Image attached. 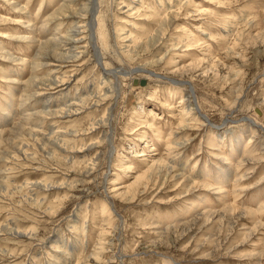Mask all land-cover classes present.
<instances>
[{
    "label": "rangeland",
    "instance_id": "obj_1",
    "mask_svg": "<svg viewBox=\"0 0 264 264\" xmlns=\"http://www.w3.org/2000/svg\"><path fill=\"white\" fill-rule=\"evenodd\" d=\"M63 1L0 0V264H264V0H103L104 68L151 73L116 81L86 40L71 61L44 54L35 74L13 61L36 54L28 35L50 41L77 23L68 10L51 19ZM166 15L159 52L129 57L127 37L144 41ZM49 73L57 85L38 83L20 106L28 80Z\"/></svg>",
    "mask_w": 264,
    "mask_h": 264
},
{
    "label": "bare ground",
    "instance_id": "obj_2",
    "mask_svg": "<svg viewBox=\"0 0 264 264\" xmlns=\"http://www.w3.org/2000/svg\"><path fill=\"white\" fill-rule=\"evenodd\" d=\"M28 1H30V0H27V2ZM41 1H43V0H41ZM82 1L83 0H64L62 2V4L59 6V9L55 13V15H53V17L50 16L52 20H55V17H62V18H64V17H66V16H68V15L71 14L74 17V18L71 19V21L72 22L77 21V23L76 24L73 23L70 31H67L64 34L60 35V36H56V38H54V39H52L50 41H45V42H41V43H40V41H37L36 40L37 38L34 39V37H32V36L30 37V35H28L27 38L24 39V40H27L28 42H33L34 44H36V47H35L37 49V50H35L36 51V54L34 55V57H32L31 60L20 61L19 59L12 58L13 61L19 62L23 66H30L31 67V70H32V73L35 74L36 72H38L37 70H39V68H42V66L44 67V66H46L48 64L46 62H44V63L43 62L42 63L39 62V61L42 60L44 54L46 56H48L49 59H52L54 62H57V61H61V62H63V61H71V59H76L77 58V53L75 51L77 49V48H75L76 45L79 44L80 42H83V41L86 40L87 46L89 47L90 50H92L91 52L95 56V59H96L95 63H96V65H98L102 69V73L106 77L109 76L112 79H115V81H116L117 80V78H116L117 76L130 77L131 78V76H133L134 74H139V73H141V74H145L146 73V74L150 75L151 73L146 68L147 67L146 65L145 66H140V67H137V68H131V69H129L130 71L129 72H126V73L121 72V69H118V68L116 70H113V71H107V69L104 68V66L102 64V59H103V50H102V48L103 49H106L108 47L110 36L107 33H101V32L99 34L100 35V38H98V35H97L99 33V31L97 33V28H99V26L101 24V21L98 20V16L101 13L100 12V10L102 9V6L101 5L104 3V1L103 0H87L88 1L87 2V5H86L87 7H85V9L83 11H78V13L73 12V10H72L73 6L81 3ZM7 4L9 5V7H11V4L12 3L9 4V2H7ZM13 7L15 9H18L19 11H22V10H25L26 9V8H23L22 9L20 7H17V4L16 3L14 4ZM40 8H41V4L39 6V9ZM67 10L69 11L68 15L65 14V12ZM82 15H85V16H82ZM75 17H77V18H75ZM79 17L81 19L85 20V22H81ZM83 17L84 18L86 17V18L84 19ZM172 20L173 19L171 18V16L168 17V15H166L165 18L160 19L157 31H155L152 35L147 36L145 38V40L142 41V42H138V40H137V41H135V44L134 43H130V38L127 37V39L129 40V44H132V46L130 47L129 52L127 53V54H129V57H131L133 54L136 55L135 53L138 50H140V49L153 51V53L156 52V51L159 52V46H157V44L160 41H162V40L165 39V36L167 34V31H168V29L171 26ZM7 21L8 20H4V19L0 18V22L1 23L2 22H7ZM41 22H42V25H41L40 28L45 29L46 28L45 23L43 21H41ZM27 23H29V22H27ZM17 25L19 26L21 24L17 22ZM61 25L62 24H60L58 26H61ZM27 27H31V26L28 25ZM29 30H31V29H29ZM81 30H84V31L86 30L85 36H87V37L85 39L82 38V36L80 34ZM121 35H118L117 38H120ZM122 36H124V35H122ZM99 39L101 40L100 43H99ZM112 47H114V46H112ZM167 53L168 52H166L165 55ZM9 59H11V56L9 57ZM160 60H162V58H160ZM60 68H61V66H60ZM51 76H52V73H49L42 80L37 79L35 76H34V78H31L30 80H28V82L25 85V87H26L25 90L26 91H22V94L20 95L21 97L19 99L18 104L20 106L22 104H24V105L25 104H28L29 100H31L33 98V96L38 93L37 92L38 87H41L43 85L46 86V87H52V86L57 85L58 81L56 80V78L54 76H52V77ZM155 78H160V77L155 76ZM146 79L148 80V78H146ZM146 79L144 81L139 82V83H141V85L145 84ZM58 80H59V83H63L64 82L63 80H60V79H58ZM38 83H40L41 86H39ZM177 84L179 85L178 82H177ZM181 84L188 87V89L190 91V94H191V96H188V98L193 97L194 91L191 88L190 83L180 82V85ZM31 91H34V92H31ZM114 91H115V93L116 92H119V89L116 88V86H114ZM118 94L120 95V93H117V95ZM183 102H184V100H183ZM181 104H182V101H181ZM193 106H194L193 109H194L195 113H197V116L199 117V119L202 120L205 123L207 121L206 120L207 119L206 116L203 117V115L200 114L199 108H198V106L196 104H194ZM44 107H45V105H44ZM47 109H49V108H47ZM47 109L45 107L43 113L41 114L42 117H44V116L48 117V116H51V115L53 116V113L50 112V110H47ZM66 109H68L66 111V114H69V113L70 114H73L74 111H77V109H70V108H66ZM64 111H65L64 109L62 111L60 110V111H58V113H55V115L57 116L58 114H60V115L63 116L64 115L63 113H65ZM178 113H181V112L178 111ZM182 117L183 116L181 114H179L177 116V119L179 118V120H178L179 121V128L185 127V125L182 124L183 123ZM112 119H113L112 118V112H110L109 117H103L102 120H101V122L103 124H106L107 126H109V135L107 137L108 146L109 145L112 146V139H113L112 136H113V133H114L113 132V129H112V123H111V120ZM23 121H25V120H23ZM28 121L29 120H26V122H25L26 125H22L20 123L19 124L20 126L18 128L21 129L22 131L26 130L27 127H25V126L28 125L27 124ZM254 127H257V126H254ZM33 128L34 129L30 133H35V136L36 135H40V133L38 132V129L39 128L38 127L37 128L33 127ZM36 132H38V133H36ZM2 135H3V131H0V139H1ZM38 137H40V136H38ZM235 139L234 138H231L232 142H234ZM56 147L58 148V146H56ZM172 148H174V146L171 147V149ZM144 155L145 154L142 153L138 157H145ZM242 162H240V163H242ZM240 163L238 164L239 168L242 167V165ZM171 164L172 163L166 162L165 160H163V158H160L159 165H161V167H162L160 170H162L164 172L165 171L166 172L172 171L174 168L171 166ZM207 186H205V187H207ZM217 191H219L218 192L219 193L218 195L224 194L223 189L222 190L217 189ZM231 209H232L231 207H226L224 209V211L227 212V211H230ZM214 213H217V212L213 211V213L210 212V214H206L207 215L206 220L208 221V219H210L213 216ZM231 220H232L231 217H229L228 218L229 225H233V223H234Z\"/></svg>",
    "mask_w": 264,
    "mask_h": 264
}]
</instances>
